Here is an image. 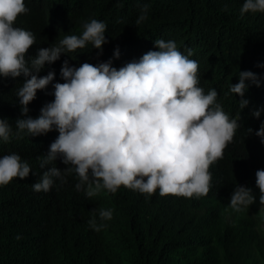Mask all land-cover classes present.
<instances>
[{
    "label": "trees",
    "instance_id": "16d2710c",
    "mask_svg": "<svg viewBox=\"0 0 264 264\" xmlns=\"http://www.w3.org/2000/svg\"><path fill=\"white\" fill-rule=\"evenodd\" d=\"M29 11L18 15L16 27L31 30L36 43L28 49L34 56L38 48L57 43L65 35H81L83 22L92 18L107 24V43L102 54L91 48L62 54L52 64H45L38 74L55 72L54 81L63 83L59 70L64 60L79 67L119 57L112 62L124 65L139 59L149 50H158L156 39L175 40L190 59L198 61L199 86L215 88L224 111L235 116L239 95L225 96L230 84L238 82L239 71L250 70L261 77L260 86L249 84L244 98L249 104L241 112V127L218 160L214 183L202 200L173 194L140 193L120 186L116 193L102 189L92 198L77 191L76 174L65 183L53 185V191L39 202L44 212L26 217V188L42 157L58 136L53 130L35 137L13 138L0 142L1 155L19 154L33 172L25 179L13 178L0 186V264H264V204L260 210L255 172L264 169V144L254 132L264 120L251 115L264 106V13L240 14L243 0H25ZM140 4H148L147 19L135 24L141 13ZM122 5V6H121ZM127 47L134 49L127 54ZM125 49V50H124ZM124 50V51H122ZM23 77L0 76V119L7 118L15 130L20 112L16 91ZM205 90V92H207ZM50 84L38 90L28 105V115H39L40 108L54 99ZM248 128L252 134H246ZM55 165L66 167L58 158ZM52 166V165H49ZM235 184L251 187L256 202L242 212L229 207ZM204 207V208H202ZM113 210L111 220L99 232L89 227L88 220H99V209ZM228 213L230 222L226 221ZM17 236L20 238L17 239Z\"/></svg>",
    "mask_w": 264,
    "mask_h": 264
},
{
    "label": "clouds",
    "instance_id": "9594fccd",
    "mask_svg": "<svg viewBox=\"0 0 264 264\" xmlns=\"http://www.w3.org/2000/svg\"><path fill=\"white\" fill-rule=\"evenodd\" d=\"M139 7L137 25L147 19L149 5ZM28 11L25 0H0V76L24 78L16 91L24 118L16 119L15 130L7 118L0 119V142L53 130L58 136L38 157L39 168L47 166L42 173L33 172L29 162L15 152L0 156V186L13 178L25 179L30 172L34 174L25 191L26 197L32 198L30 201L27 197L28 206L33 209L25 216L37 219L42 215L45 206L39 202L41 195L50 194L56 181L63 184L73 173L77 179L75 189L84 191L88 198L102 189L116 193L123 185L140 193L152 194L159 189L162 196L204 199L217 179L218 160L241 127V112L249 104L244 98L249 87L246 81L259 87L261 77L250 70L239 71L238 82L231 83L224 93L241 97L239 111L230 116L215 88L207 91L199 86L198 61L190 59L192 50L185 53L175 40L156 39L158 50H149L123 66L112 62L119 57L118 48L113 58L97 64H90L94 62L90 59L75 67L64 60L59 70L63 83H53L54 71L38 75L45 64L89 44L102 54V46L108 42L107 24L95 18L84 21L81 35H65L26 59L36 36L31 30L16 27L14 22ZM248 12L264 13V0H243L240 14ZM127 48L123 53L126 57L134 51ZM50 84L54 99L33 118L28 115V105L38 90H45ZM262 112L264 106L253 109L251 115L259 118ZM252 133L253 129L246 130V134ZM254 134L264 144V120ZM58 158L66 166L63 169L54 163ZM255 187L262 207L264 169L256 170ZM254 202L256 196L251 187L234 185L228 203L234 212L245 211ZM98 215L99 224L95 216L88 220L89 227L97 232L107 226L103 222L112 219L113 210L102 208ZM225 216L230 222L229 214Z\"/></svg>",
    "mask_w": 264,
    "mask_h": 264
},
{
    "label": "rangeland",
    "instance_id": "374dc122",
    "mask_svg": "<svg viewBox=\"0 0 264 264\" xmlns=\"http://www.w3.org/2000/svg\"><path fill=\"white\" fill-rule=\"evenodd\" d=\"M261 207V206H260ZM260 209V208H259ZM261 210V209H260ZM262 225H264V222L262 223Z\"/></svg>",
    "mask_w": 264,
    "mask_h": 264
}]
</instances>
